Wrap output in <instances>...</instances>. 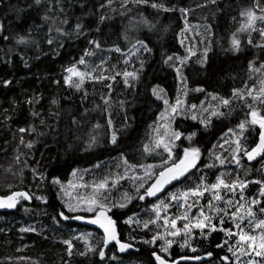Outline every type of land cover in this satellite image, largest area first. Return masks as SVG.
<instances>
[{
    "label": "trees",
    "instance_id": "1",
    "mask_svg": "<svg viewBox=\"0 0 264 264\" xmlns=\"http://www.w3.org/2000/svg\"><path fill=\"white\" fill-rule=\"evenodd\" d=\"M151 2H162L177 10L164 12L131 2L125 8L121 6V0H113L110 8L103 9L100 5L107 4V0H83L84 7L80 6L81 0H59L58 6L56 0H45L39 8L33 0H0V23L4 25L0 34V194L15 190H27L33 194L32 201H21L16 211L0 213V264H155L151 246L141 243L151 239L156 231L155 226H150V231L143 228L145 220L155 219L154 205L161 201L170 205L161 209L162 224L165 215L172 217L184 211L169 199L172 192L179 194L198 185L202 188L204 184L214 183L221 172L229 183L237 177L242 181H264V161L250 163L243 157L241 166L237 167L232 160L233 142L239 134L237 125L247 111L245 102L234 98L232 93L237 89L244 90L245 85L251 87L255 84L258 88L260 81L264 80V71L249 72L250 63L256 68L264 64V49L255 47L264 44V38L258 31H237L243 22L241 11L252 7L254 0ZM49 7L53 11L48 15L56 20V24L51 21L45 24L41 19ZM60 7L64 9L63 13ZM260 7L264 8V0H261ZM179 8L186 9V13H181ZM104 13L111 18L99 24V16ZM64 18L72 26H63L69 32L79 19L87 35L60 36L55 27ZM142 19H147L148 25ZM37 25L41 27L37 29ZM97 26L101 29L99 32L95 30ZM49 27L53 29L52 45L46 43ZM261 27L264 24H257L258 29ZM28 30H33L31 38L40 42L39 47L16 43V39L26 35ZM233 34L241 41L239 51L232 50ZM3 36L9 39L5 40ZM249 38L252 44L248 43ZM93 39L101 43L99 49L88 43ZM137 40H144L152 51L140 49ZM117 47L119 52L115 51ZM189 49L195 55L183 65L182 81L174 67L164 61L168 56L188 57ZM85 51L93 54L85 56ZM205 52L206 63L202 64ZM81 57L86 64H78ZM171 63L180 66L175 59ZM69 67L91 72L94 77L115 76V80L85 79L81 90L77 91L65 84L64 78L69 75L65 70ZM134 70H139V80L133 82L132 87L124 85L122 75H116ZM72 79L75 81L77 77ZM5 81H11V84L5 87ZM109 84L111 88L107 87ZM157 86L158 94L170 103H175L177 96L185 101L184 115L172 122L173 129L184 133L175 142L178 147L174 153L182 156L184 147H198L200 160L186 178L159 193L158 197L143 201L133 199L125 208H116L109 213L117 222L121 241L133 245V249L120 253L113 245L104 262L92 253L81 256L79 253L86 251L85 241L95 245L102 239V233L87 222L90 216L86 213L83 214L85 220H60L57 213L64 210L61 201L67 197L63 193L58 195V187L51 185L50 181L53 176L59 177L70 195L75 197L90 194L94 183L107 178L109 188L106 194L110 201L120 202L125 192L135 196L137 181L134 177L144 176L149 165L156 166L152 170L158 172L166 156L162 149L154 148L158 133L164 131L159 117L165 105L162 99L152 95V89ZM197 88L204 91L196 92ZM109 93V104L105 105L101 97L108 98ZM222 99H229L230 107H223ZM193 104L197 106L195 110L191 108ZM205 108L209 111L205 112ZM212 110L223 111L225 116L212 117L205 128L198 121L208 117ZM192 115L198 120H192ZM20 128L29 131L20 133ZM113 132L117 135L115 145L111 143ZM192 132L197 135L190 142L187 135ZM244 136L247 137L246 146L258 139L255 131L246 132ZM28 143L33 147L28 148ZM145 145L149 148L147 152ZM217 156L225 160L223 165ZM73 170H78L75 177L71 175ZM39 174L47 179H37ZM69 181L77 187H69ZM113 182H116L114 187L111 186ZM81 184L89 187H79ZM259 188L260 185L249 184L245 197L264 199L258 195ZM225 194L227 198L233 197ZM36 196L46 197L48 203L35 199ZM210 197V193L198 200L191 197L195 201L191 202V212H197L200 206L206 208ZM254 210L257 218H264L258 206ZM129 218L133 222L125 224ZM217 227H220L218 222ZM223 227L231 228L232 224L226 222ZM21 228L35 231L21 232ZM163 230L161 227L160 231ZM226 238L220 231L205 238L196 230L191 246L198 249L197 253L187 248L181 250L176 243L171 253L176 259L182 255H200L205 261H188L187 264H206L209 259L206 254L210 251L213 253L212 264H220V257L231 256L226 247H216ZM64 240L73 244L71 256ZM113 254L117 256L116 260L111 259Z\"/></svg>",
    "mask_w": 264,
    "mask_h": 264
},
{
    "label": "snow or ice",
    "instance_id": "2",
    "mask_svg": "<svg viewBox=\"0 0 264 264\" xmlns=\"http://www.w3.org/2000/svg\"><path fill=\"white\" fill-rule=\"evenodd\" d=\"M45 0H33L34 5L39 8ZM133 3L137 6L139 5H148L152 9L162 10L164 12L176 11V8H169L164 5L162 2H151V0H121V6H127V3ZM215 3V0H212ZM57 6L59 5V0H56ZM113 0H107V4L101 3L100 7L110 8ZM261 0H254L252 7L241 11L240 15L243 18V22L238 32H259V35L264 38V27L257 28V23L264 24V8L260 7ZM81 7H84L83 0H81ZM60 12L63 13L64 9L60 7ZM181 13H186V9L179 8ZM53 9L49 7L45 14L42 16V20L47 24L51 21L53 24H56V20L48 15L49 12H52ZM115 11V9H113ZM258 12L260 14H258ZM123 14V13H122ZM111 17L108 16L107 13L101 14L99 16V24H103L107 19ZM142 22L145 25H148L147 19H142ZM69 26V20L64 18L59 20L58 26L55 27L56 33L60 36L71 37L73 34L76 37L80 35H87L85 32V26L77 20L72 31L69 32L67 28L63 26ZM41 26L37 25L36 28L39 29ZM99 32L101 29L99 26L95 29ZM4 31V25L0 23V34ZM32 31L28 30L26 35H20L16 39L17 44L28 45L35 44L39 47V41L32 39ZM53 29L49 27L47 29L48 37L46 39V43L48 45H52L54 40L51 36ZM3 39L8 40V36H3ZM127 39V36H125ZM88 43L93 45L95 48L99 49L101 47V43L98 40H89ZM249 44H252L251 38L248 40ZM136 44L140 46V49H143L145 52H151L152 49L149 48L148 44L145 43L144 40H137ZM241 41L233 34V38L231 41L232 50L239 51ZM136 45H133L135 48ZM255 47L264 49V44H257ZM115 51L119 52L120 48H115ZM88 51H85L84 55H92ZM191 55H195L194 52L189 49L188 57H174L168 56L164 61L165 64H169L170 67H174V71L177 74V77L184 80L182 68L186 61L191 57ZM207 52L204 53V57L201 60V63H206ZM176 60L179 63V67L174 66L171 62ZM127 63V62H126ZM78 64L84 65L86 61L83 57L78 61ZM143 67V62H141V69ZM69 73L68 76H65L64 81L65 84L69 87L75 88L77 91H80L85 79H95V80H115V76L107 77L100 76L94 77L91 72L79 71L76 67H69L65 70ZM264 71V64H261L259 68L254 67L252 63L249 64V72H260ZM139 70L134 71H124L123 73H116V75L123 76V83L127 87H132L133 82L139 80ZM72 77H77L74 81ZM11 84V81H5L4 86L7 87ZM108 88H111L112 85H107ZM163 92L162 89L159 90ZM196 92H202L204 89L197 88ZM152 95L157 99H162L165 105L164 111L160 114L159 119L164 121L162 125L164 128L163 133H158L159 138L155 141L154 148L162 149L163 153H166V156L163 158V163L159 166V171L154 172L156 166L149 165L145 170L144 176H137L134 179L137 181V185L135 186V196H130L127 192H125L121 198L120 202L110 201L108 195L106 194L109 188L108 179L105 178L103 181L99 183H94L92 185V191L88 195H77L72 197L68 192L65 185L62 183L59 177L53 176L50 183L53 186L58 187V195L63 193L64 197L67 199H62L63 209L62 211L57 213V216L62 221L69 220H85V215L89 214L90 218L87 220L88 223L97 225L100 229L103 230V236L100 241H98L95 245L92 243L85 241L86 251L79 253L81 256H87L89 253L94 255H98L99 261L104 262L106 259V250H109V245L113 244L117 246L118 252L124 253L133 247V245L121 242L119 238V234L117 232V222L113 219L110 212L113 209L119 208L123 209L127 206V204L131 203L133 199L145 200L146 198L158 197V194L164 191L166 186L173 183V181H179L182 177L186 178V175L190 172L191 169L197 166V163L200 160L201 151L198 147H184L182 149V156H177L174 153V149L178 147L175 143L180 140L184 135L181 131H177L172 128V122L176 117L184 115L183 109L185 107V101L181 100L179 96H177L175 103H170L168 99H164L163 96L158 94V86L152 89ZM85 96L87 93L85 92ZM111 94L109 93V97H101L104 101L105 105L109 104ZM184 96H187V91L184 92ZM234 98H239L245 102V106L247 111L245 112L244 119L240 120L237 128L239 129L238 138L233 142L234 147L232 148V160L235 162L237 167H240V160L243 157H246L248 161L256 160L257 162L264 161V80H261L259 83V87L257 88L255 84L251 87L245 85L244 90H234L232 93ZM213 99H217V97L213 96ZM33 101H29L32 103ZM53 103H56L53 101ZM124 102H121L123 105ZM231 101L229 99H222V106L227 108L230 107ZM196 105H191L193 110L196 109ZM205 112L209 111L207 108L203 109ZM33 115H37L33 113ZM225 113L223 111L212 110L208 117L200 118L199 123L203 125V127L207 128L211 123L212 117H223ZM191 119L196 121L198 117L196 115H192ZM43 123V121H41ZM73 123H76L73 120ZM108 124L111 125L112 121L109 119ZM97 128L100 127L99 124L96 125ZM35 129L33 128L32 131ZM20 133L28 132L27 128H20L18 130ZM255 131L257 140H253L251 144L245 145V140L247 137L244 136L246 132ZM229 132H232V129H229ZM197 135L196 132H192L187 135L188 141H192L193 137ZM227 135V134H226ZM92 142H95V138L93 137ZM21 143H23V137H21ZM111 143H117V135L113 132L111 136ZM91 146V145H90ZM28 148H32L33 144L28 143ZM223 147V145H220ZM144 150L147 152L149 148L145 145ZM217 160L220 161V164H224L225 160L221 159L220 156L216 157ZM19 160V157H17ZM127 164V161H124ZM96 167H100V165H96ZM208 167H212V165H208ZM35 174V170H33ZM78 170H73L71 175L73 177L77 176ZM37 179L44 181L47 179L43 174H39L36 176ZM123 178V177H121ZM118 182V181H116ZM111 185L115 186V183ZM257 184L260 185L259 188V197L264 198V181L255 180V181H247L240 180L238 177L232 182H226L225 179L218 176L215 183L204 184L201 188L199 185L193 189L188 191L179 193V194H170L169 199L171 201H175L179 207L184 208V211L178 215H174L172 217H168L165 215L163 217V223H160L161 220V209H167L170 207L168 203L161 201L159 204L153 206L152 211L154 212L155 219H148L143 222V228L146 230H151L150 226H155L156 231L153 232L151 239H145L141 241V243L145 245H149L152 248L151 256L155 262V264H181V262H185L187 264L188 261H205V257L200 255L188 256L182 255L178 259L173 258L171 249L173 244H178L181 250L190 249L191 252L197 253L198 249L191 246V240L194 239V233L196 230H199V235L203 237H207L212 232H223L227 237L223 243L217 244V248H225L227 252L231 254V256L225 255L220 257V264H264V218H257V212L254 210L259 207V213L264 215V199H257L253 197L248 199L245 197L244 192L247 189L249 184ZM69 187H77L74 185L72 181L68 182ZM79 187L87 189L89 186L87 184H81ZM221 190L230 194L231 196H238V199L228 198L225 199L221 195ZM239 190V191H237ZM205 193H211V197L207 200L206 208L205 206H200L197 209V212L192 213L191 209L193 204L188 203L189 197L203 198L205 197ZM33 199V194L29 191H11L6 193L5 195L0 196V209H14L21 201H28ZM35 199L41 200L43 203L47 204V198L36 196ZM213 201L217 203H213ZM195 203V201L193 202ZM225 217L228 218L226 221ZM56 218L54 217V220ZM132 218L125 220V224H131ZM217 222L220 227H217ZM226 222H230L232 224L231 228H224L223 225ZM179 225V226H178ZM163 227V232L160 231V228ZM235 229V230H233ZM21 232H29L35 231L33 228H21ZM91 235V234H89ZM182 241V242H181ZM64 244L67 245L68 255L71 256L73 254V244L70 240H64ZM207 258H209L206 264H212L211 258L213 257L212 252H208L206 254ZM244 258H247L246 260ZM112 260H116L117 256L113 254L111 256ZM122 264V262H121Z\"/></svg>",
    "mask_w": 264,
    "mask_h": 264
},
{
    "label": "water",
    "instance_id": "3",
    "mask_svg": "<svg viewBox=\"0 0 264 264\" xmlns=\"http://www.w3.org/2000/svg\"><path fill=\"white\" fill-rule=\"evenodd\" d=\"M250 163H258L256 160H253V161H249ZM180 181V180H179ZM179 181H173V183L172 184H170V185H168V186H166V188L165 189H169V188H171V187H173L177 182H179ZM164 189V190H165ZM15 191H27V190H15ZM0 196H2L1 194H0ZM29 202H31L32 201V199L31 200H28ZM21 203V202H20ZM20 203L17 205V207L16 208H14V209H0V213H4V212H13V211H16L17 209H18V207H19V205H20ZM100 231H101V233H102V235H103V230L102 229H100ZM117 232H118V234H119V230H118V226H117ZM119 238H120V234H119ZM122 242V241H121ZM114 245V242H113V244H110L109 245V249H111V247ZM132 249V248H131ZM130 250V249H129ZM109 250H106V253L108 252Z\"/></svg>",
    "mask_w": 264,
    "mask_h": 264
},
{
    "label": "rangeland",
    "instance_id": "4",
    "mask_svg": "<svg viewBox=\"0 0 264 264\" xmlns=\"http://www.w3.org/2000/svg\"><path fill=\"white\" fill-rule=\"evenodd\" d=\"M258 14H260L259 12H258ZM242 23V22H241ZM257 24H259V22L257 23ZM164 124V121H162V125ZM218 176H220V177H222L223 178V174H222V172L221 173H219V175ZM223 179H225V178H223ZM225 181H226V179H225ZM216 182V181H215ZM214 182V183H215ZM227 182V181H226ZM172 194H175V192H172ZM211 194V193H210ZM221 195L225 198V199H228L227 197H226V194H225V192H223V190H221ZM232 199H238V196H233V197H231ZM191 202H193V200H191V197H189V199H188V203L189 204H191ZM179 209H184V208H182V207H179L178 205H176ZM260 217H258V219H259ZM162 220H163V218H162ZM97 228H99L97 225H95ZM100 229V228H99ZM123 242V241H122ZM132 249H133V247H132ZM245 260L247 259V258H244Z\"/></svg>",
    "mask_w": 264,
    "mask_h": 264
},
{
    "label": "bare ground",
    "instance_id": "5",
    "mask_svg": "<svg viewBox=\"0 0 264 264\" xmlns=\"http://www.w3.org/2000/svg\"><path fill=\"white\" fill-rule=\"evenodd\" d=\"M235 25V24H234ZM189 144V143H188ZM116 156V155H115ZM122 229V228H121Z\"/></svg>",
    "mask_w": 264,
    "mask_h": 264
}]
</instances>
